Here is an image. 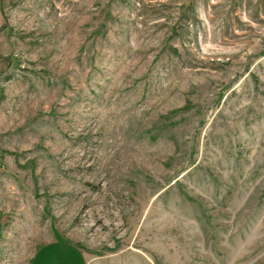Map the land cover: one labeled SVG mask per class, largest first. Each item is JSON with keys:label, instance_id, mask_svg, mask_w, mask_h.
<instances>
[{"label": "rangeland", "instance_id": "obj_1", "mask_svg": "<svg viewBox=\"0 0 264 264\" xmlns=\"http://www.w3.org/2000/svg\"><path fill=\"white\" fill-rule=\"evenodd\" d=\"M0 264H264V0H0Z\"/></svg>", "mask_w": 264, "mask_h": 264}]
</instances>
